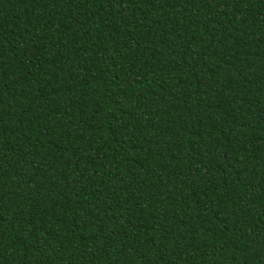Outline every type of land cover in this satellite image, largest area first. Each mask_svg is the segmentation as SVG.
Segmentation results:
<instances>
[{
	"label": "trees",
	"instance_id": "16d2710c",
	"mask_svg": "<svg viewBox=\"0 0 264 264\" xmlns=\"http://www.w3.org/2000/svg\"><path fill=\"white\" fill-rule=\"evenodd\" d=\"M0 264H264V0H0Z\"/></svg>",
	"mask_w": 264,
	"mask_h": 264
}]
</instances>
